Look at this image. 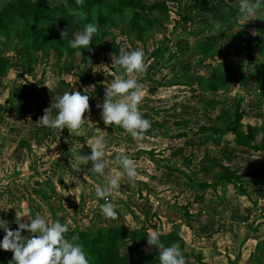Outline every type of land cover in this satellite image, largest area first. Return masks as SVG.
<instances>
[{"label":"rangeland","instance_id":"rangeland-1","mask_svg":"<svg viewBox=\"0 0 264 264\" xmlns=\"http://www.w3.org/2000/svg\"><path fill=\"white\" fill-rule=\"evenodd\" d=\"M8 1L11 0H0V9ZM220 1L211 0V5L203 6L201 11H191L189 4L193 0H170L169 14L142 13L140 20L148 23L151 26L150 31H153V38L147 39L146 47L141 45L147 38L146 34L135 36L139 39H133L125 38L118 31L128 21L129 16L133 15V11L112 13L111 4L107 3L104 12L111 14V18L118 19V29L110 23L101 28L95 24L98 31L93 36L99 38L98 48L92 47L87 61L83 59L86 49L72 54L66 67L71 69L64 72V78L69 82L63 86L64 92L78 89L81 94L89 96L90 108L84 114V122L72 134L67 128L57 131L46 127V131H53L50 138L39 135L43 139L39 147L33 142L37 138L29 130L41 127L42 124L38 121L41 118L39 112L43 116L46 108H50L51 116L58 114V109L53 105L59 97L56 93L58 66H61L65 55L54 54L52 59L43 58L29 65V59H21L15 50H8L11 62L7 75L0 82V219L8 221L11 230L18 228L16 212L33 216L40 213L49 223L62 220L60 222L68 223L70 229L75 225L73 216H81V225L85 226L92 224L94 220L101 226L122 224L128 229L147 227L149 231L157 233L168 232L179 226L180 233L186 240V247L191 253L188 264H263L264 185H245L250 196L241 194L233 185H221L217 191L208 189L203 193H195L183 188V176L167 167L187 170L182 156L187 159L192 157L194 164L190 168L194 172L191 173L201 179H211L213 171L210 161L218 155L219 147L206 142L203 133H197V128L200 124L213 122L226 125L233 116L234 105L239 96H245L243 104L247 116L244 122L260 125L264 119V76L259 81L251 77L248 64L241 70L240 78H231L229 85L223 90L216 93L201 90L200 82L209 72H215L217 68L239 58L246 61L248 46L251 48L254 44L257 50L264 46V0H261V7L252 18H246L240 13V0H227L238 12L228 23L219 24L217 29L214 13L222 6ZM64 2L65 0H50V5ZM199 12L204 16L195 17ZM119 15L123 20L120 21ZM86 20L91 23L90 16ZM58 22L62 29L69 30V20L64 16L62 5ZM24 24L25 21L11 29L18 47L24 44ZM240 29L249 34L237 40L227 38L229 34ZM203 31L207 34L196 35ZM213 36L216 37L212 40ZM135 42L137 45H134ZM102 44L106 46V50L101 48L104 46ZM116 45L127 51L139 48L144 52L145 71L134 72L132 77L138 82L143 81L139 83L142 86L143 99L138 108L143 118L150 121L149 130L152 131L151 134L144 133V138L140 141L134 140L122 127L116 128L102 123V108L97 107L98 103L102 104L104 101L106 83L114 75L125 74L123 69L116 70L111 65L112 54L116 55L112 48ZM156 47H161L164 51L158 58L151 54ZM104 71L112 73L113 78H109ZM79 75L84 78V82ZM95 75L101 84L100 92L95 91ZM150 77L153 80H149ZM159 82H187L189 85L159 86ZM22 84L35 87L40 98L22 107L18 103L11 106L10 91ZM214 100H219L222 104L210 109L209 105ZM35 112L38 117H35ZM182 119L189 122L185 126L177 127L176 120ZM184 128L190 132L188 137H171ZM81 135H90L88 140L96 135L104 137L106 155L103 158V175L92 171L91 161L87 165L78 163L79 156L91 155L88 140L85 143L77 139ZM233 138L234 135L229 134L225 140L231 141ZM23 139L30 147L22 146ZM221 147L235 148L231 164L234 167L239 166L243 172L254 170L264 163V152L245 150L225 141ZM65 149H70L75 154L71 157H60ZM120 152L134 161L137 177L130 181L126 175H122L119 188L108 197V201L115 205L117 217L103 218L100 206L106 201L96 196L95 188L104 185L105 177L123 172L116 160V155ZM36 179L50 180L34 187L38 184ZM48 183H52L58 190L61 188L64 192H70L71 197H67L69 206L78 199L81 211L73 215L64 213L62 216L58 213L57 217L47 211L44 204L48 200H43L35 190L43 186L46 187L45 194L52 193ZM123 193L128 195L127 199L123 197ZM41 205L43 207L39 208ZM83 205L86 206L85 209ZM62 207L66 208L63 205ZM185 207L193 214L192 220L185 219ZM147 209L153 210V214ZM67 211L73 212L72 209ZM23 219L27 220V216ZM4 235V229L0 228V242ZM29 235L27 230L22 232L24 237ZM132 242L133 240L124 242L122 249L129 250ZM151 248L152 254L156 253ZM146 252L147 248L137 251L138 254Z\"/></svg>","mask_w":264,"mask_h":264},{"label":"trees","instance_id":"trees-1","mask_svg":"<svg viewBox=\"0 0 264 264\" xmlns=\"http://www.w3.org/2000/svg\"><path fill=\"white\" fill-rule=\"evenodd\" d=\"M178 2V0H175ZM170 0H84L82 5H78L76 0H65L63 4L50 5V0H11L0 9V82L4 78L9 70L11 62L8 50H15L16 54L21 59H29L27 62L31 65L33 62L52 59L54 54L65 55L61 66H58V85L56 93L63 95L64 85L67 83L62 76V70L68 67V60L71 55L77 53L78 50H84L85 48H72L69 46V40L72 39L73 34L77 31H82L84 26L90 22H87L86 17H91V23L96 24L99 28L108 25H113L116 29L118 19L111 18V14L107 15L104 12V6L107 3L111 4V12L123 14V12L133 11V15L129 16L128 21L118 29L120 32H124L127 36L135 34H148L151 30V26L140 20V16L143 12H158L162 14H169L171 8L169 6ZM221 5L215 10L214 24H226L231 21L238 9L227 0H221ZM64 12V16L69 20V30L67 36L61 38V32L64 31L59 25V13L60 9ZM211 5V0H193L189 4L191 11H201L203 6ZM60 6V9L58 8ZM75 9L78 13H82V18L77 20L70 14L69 9ZM203 11V10H202ZM195 17H203L202 12L196 13ZM122 16L119 15V18ZM123 18L120 19V21ZM23 26L22 40L24 44L22 46L17 45V42L13 39L11 34L13 27ZM107 32H105V36ZM207 34L204 31L196 33V35ZM246 30L240 29L237 32L231 33L227 36L228 39L237 40L241 37L248 35ZM224 35V34H222ZM103 38V36H101ZM216 36L211 38L215 39ZM12 38L10 42L9 39ZM99 38L95 35L92 38V42L89 48H87L83 55L84 60H89L92 47L98 48ZM104 44H102L103 46ZM106 50V46L101 47ZM119 46H114L112 50L116 55H119ZM64 49V50H63ZM65 52V54H64ZM156 58L164 54L161 47H156L152 52ZM247 60L239 58L238 60L229 63L223 67L217 68L215 72H212L205 76L201 82V90L206 92L216 93L226 88L230 79L240 78L241 70L250 65L249 74L251 77L258 81L264 76V46L259 50L256 49V45L248 46L246 51ZM262 59V61L260 60ZM30 67V66H29ZM113 68V67H112ZM206 68V66H205ZM116 69V68H115ZM117 70V69H116ZM113 78V76H108ZM81 81L84 82V78L80 76ZM143 79V78H142ZM145 79V78H144ZM149 80H153L152 77ZM138 81V80H137ZM140 81L138 83H142ZM159 82V86H174L184 85L188 86L189 83H172L163 84ZM95 91H99V85L95 82ZM98 93V92H97ZM40 98V94L35 90V87L30 85L16 86L10 91V104L11 106L18 103L21 107L25 104L35 102ZM245 96H239L234 105V113L226 125H220L217 122L211 124H200L197 128V133H203V139L206 142L215 144L219 147L218 155L211 158L210 168L213 171L211 179H201L196 177L191 172L190 167L194 164L192 157L187 159L182 156L184 165L187 170L180 167L167 166L171 171L178 172L184 178L182 182L183 188H188L195 193H203L208 189L217 191L221 185H233L241 194L250 196L248 189L245 185L250 183L257 187L264 185V163L254 170L243 172L239 166L234 167L231 162L234 156V151L229 147H221L225 141L233 143L236 147L244 148L245 150H251L253 152L264 151V119L260 125H254L244 122L247 116L244 106ZM218 104H222L219 100H214L210 105V109H215ZM189 121L186 119L176 120L177 127L185 126ZM104 123V121L102 122ZM119 128V126H115ZM151 129L145 133L151 134ZM163 133V132H160ZM165 134V133H164ZM189 131L185 130L176 132L171 137L174 139H180L188 137ZM232 134L234 138L229 141L225 140L226 136ZM167 135V133H166ZM169 136V135H167ZM78 140L85 142L87 136H78ZM190 169V170H189ZM216 170V171H215ZM50 191L55 187L52 183H48ZM46 187H40L35 190L38 192L43 200H48L47 203L53 198V194L50 192L45 194ZM46 196V197H45ZM188 208V207H187ZM185 207L184 217L187 220H192L193 214ZM157 215V212H154ZM264 223V222H263ZM149 232L147 227L141 229H128L122 224H109L107 226H91L84 229L79 227H73L65 234V238L72 243L83 245V250L86 253V257L89 260V264H159V249L156 246L148 244L147 233ZM159 234V241L165 247L170 246L174 242H179L182 254L185 257L186 264L190 262L191 253L186 247V240L180 233V227L175 226L168 232H162ZM133 240L132 246L129 250H123L122 244ZM151 247L156 250V253L152 254ZM142 248H147L146 253L138 254L137 251ZM13 252L11 250H4L0 247V264H15L13 261ZM264 264V262H263Z\"/></svg>","mask_w":264,"mask_h":264},{"label":"clouds","instance_id":"clouds-1","mask_svg":"<svg viewBox=\"0 0 264 264\" xmlns=\"http://www.w3.org/2000/svg\"><path fill=\"white\" fill-rule=\"evenodd\" d=\"M84 0H76L78 5H82ZM261 7V0H240L239 11L246 18L255 17L256 12ZM72 16L82 18V13L70 8ZM251 20V19H249ZM220 25L217 23L216 28ZM98 31L96 25L88 23L82 31L73 34V39L69 40L72 48H89L93 35ZM67 36V30L61 32V38ZM91 60V59H90ZM111 65L117 69H123L126 74L114 75L110 82L106 83L105 98L102 104L97 107L102 108V119L105 125L119 126L126 130L134 140L140 141L144 138V133L151 127L149 120L143 118L139 111V104L142 97V86L132 77L134 72H144V52L142 49L127 51L120 48L119 55L112 54ZM95 72V70H93ZM106 75L112 76L110 72L104 71ZM58 109V114L50 115V108L44 110L45 114L39 118V122L52 129L65 128L72 134L79 130L84 122L85 112L89 110V96L83 95L79 91L64 92L59 96L53 105ZM87 145L91 148V155H82L77 158L78 163L87 165L92 162V171L103 175L105 169L104 137L96 135L88 140ZM116 160L122 167V173L105 177L104 185L95 188L98 198H103L106 202L101 205V213L105 218L115 219L117 212L115 205L108 201V197L114 190L119 188V181L122 175H126L130 181L137 177V169L134 161L123 152L117 153ZM79 203V200L77 199ZM27 216V220L23 218ZM16 223L18 228L11 230L8 221L0 219V228H3L4 235L0 247L13 252L15 264H89L83 245L74 244L65 238L69 231V224H62L59 220L49 223L47 219L37 213L35 216L16 212ZM27 230L28 237L22 236V232ZM149 245L161 249L159 251V264H186L179 242H174L165 247L159 241V234L156 231L147 233ZM11 264V262H10Z\"/></svg>","mask_w":264,"mask_h":264},{"label":"crops","instance_id":"crops-1","mask_svg":"<svg viewBox=\"0 0 264 264\" xmlns=\"http://www.w3.org/2000/svg\"><path fill=\"white\" fill-rule=\"evenodd\" d=\"M146 12H148V11H145V12H143V13H146ZM122 34H124V37L125 38H128V37H130V38H135V39H139L138 37H135V36H139V35H142V34H135V35H131V36H127L125 33H123L122 32ZM147 35V38L144 40V42L142 43L141 42V45H143L144 47H146V42H147V39H149V37H150V39H152L153 38V31H149V33L148 34H146ZM142 36H144V35H142ZM134 45H137V42H135L134 43ZM120 48H122L121 46H119ZM66 69V70H65ZM69 69H71V68H64L63 70H62V75H63V78L65 77L64 76V72H66V71H68ZM88 69H89V67H87V71H88ZM96 76V75H95ZM79 77H80V75H79ZM98 77L96 76L94 79H95V81L97 82V83H99V88H100V82H99V79H97ZM65 79V78H64ZM81 79V78H80ZM66 80V79H65ZM66 82H67V84L69 83L67 80H66ZM80 89H82V87L81 86H78ZM73 89L74 90H76V88H74V86H73ZM76 91H78V89L76 90ZM100 92V91H99ZM58 96H61V95H58ZM39 112V111H38ZM37 113L35 112V117H38V115H36ZM39 115L42 117V113H40L39 112ZM34 117V118H35ZM41 127H43L44 129H42ZM41 127H37L36 128V130H34V129H31V130H29V133L30 134H33L34 135V137H36L37 138V140H35V141H33L34 143H36L37 144V147H39L41 144L40 143H42V140L43 139H40L39 138V135H42L43 136V138H47V137H49L50 136V134H51V131H53V130H48V131H46V127L45 126H43V125H41ZM40 129H41V133H39V131H40ZM57 131H61V129H59V128H57ZM68 132L66 131V134H67ZM62 134V133H61ZM90 135H92V134H90ZM90 135H88V136H90ZM81 136H83V135H81ZM88 136H87V139L86 140H88ZM50 138V137H49ZM90 138V137H89ZM55 141V140H54ZM54 141H52V142H54ZM85 143H86V141H85ZM22 146L23 147H30L29 146V144L27 143V141H25V139H23V141H22ZM32 145H33V143H32ZM35 145V144H34ZM44 145V144H43ZM233 149H235V148H233ZM262 152H264V151H262ZM63 153V154H62ZM62 153L60 154V157H66V156H69V157H71V156H73L75 153H71L70 152V149L69 150H63L62 151ZM55 161H59V160H55ZM36 180H38V179H36ZM48 180H50V179H46L45 181L44 180H41V181H37V183L38 184H36V185H34V183L32 184V186L34 185V187H38L40 184L41 185H43L44 184V182H46V181H48ZM41 182V183H40ZM129 190H131V189H129ZM67 193V194H66ZM52 194H53V198L51 199V201L49 202V203H45L44 204V206L46 207V209H47V211H50L51 212V214H53L55 217H57V215H58V213H59V216L61 215H63L64 213H68L67 215H73L75 212H79V211H81V206H80V203H77L76 201H74L73 202V204H72V206H69V203L67 202L68 201V199H67V197H71L70 195V192L68 193V192H64V191H62V189L60 188L59 190L55 187V189H53V191H52ZM39 196V195H38ZM37 196V197H38ZM123 197H126V199L128 198V195H126L125 193H123ZM129 197H130V195H129ZM103 199V198H102ZM124 199V198H123ZM125 200V199H124ZM62 205L63 206H65L67 209H72L73 210V212H68L67 211V209L66 208H64V207H62ZM84 206V209L86 208V206L85 205H83ZM43 207V205H41V206H39V208H42ZM65 209V211H64V209ZM62 209H63V211H62ZM148 211H149V213H152L153 214V210H151V209H147ZM62 211V212H61ZM152 214H150V216H152L153 217V215ZM98 216V215H97ZM96 216V217H97ZM70 217V216H69ZM58 218H60V217H58ZM103 218H104V216H103ZM73 219H74V221H75V225H74V227H79L80 229H84V228H87V227H91V226H98L99 224H96L95 223V221L94 220H92V224H88V225H81V222L83 221V219H82V221H80V219H81V216H79V218H77V216H73ZM100 220V219H99ZM59 221H62V220H59ZM151 222H152V220H151ZM99 226H101V224L99 225ZM135 229H137V228H135Z\"/></svg>","mask_w":264,"mask_h":264}]
</instances>
